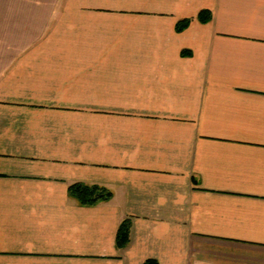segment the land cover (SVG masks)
<instances>
[{
	"label": "crops",
	"instance_id": "obj_1",
	"mask_svg": "<svg viewBox=\"0 0 264 264\" xmlns=\"http://www.w3.org/2000/svg\"><path fill=\"white\" fill-rule=\"evenodd\" d=\"M3 38L0 264H264V0H0Z\"/></svg>",
	"mask_w": 264,
	"mask_h": 264
},
{
	"label": "trees",
	"instance_id": "obj_2",
	"mask_svg": "<svg viewBox=\"0 0 264 264\" xmlns=\"http://www.w3.org/2000/svg\"><path fill=\"white\" fill-rule=\"evenodd\" d=\"M209 18V16H208ZM207 18V19H208ZM182 28L178 27V30ZM68 193L77 199L81 205L92 206L101 201L108 200L112 193L109 190L100 186H89L82 183H75L69 186ZM129 239V222L123 221L120 226L116 237V246L121 248L125 246ZM145 264H150L146 262ZM156 264V263H154Z\"/></svg>",
	"mask_w": 264,
	"mask_h": 264
},
{
	"label": "rangeland",
	"instance_id": "obj_3",
	"mask_svg": "<svg viewBox=\"0 0 264 264\" xmlns=\"http://www.w3.org/2000/svg\"><path fill=\"white\" fill-rule=\"evenodd\" d=\"M31 39L26 38H6L0 39V45L27 44Z\"/></svg>",
	"mask_w": 264,
	"mask_h": 264
}]
</instances>
